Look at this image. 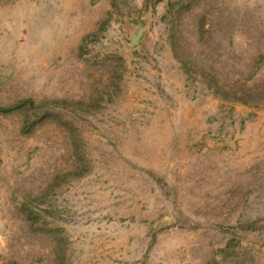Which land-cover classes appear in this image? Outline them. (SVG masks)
<instances>
[{
  "label": "rangeland",
  "instance_id": "1",
  "mask_svg": "<svg viewBox=\"0 0 264 264\" xmlns=\"http://www.w3.org/2000/svg\"><path fill=\"white\" fill-rule=\"evenodd\" d=\"M0 264H264V0H0Z\"/></svg>",
  "mask_w": 264,
  "mask_h": 264
},
{
  "label": "trees",
  "instance_id": "2",
  "mask_svg": "<svg viewBox=\"0 0 264 264\" xmlns=\"http://www.w3.org/2000/svg\"><path fill=\"white\" fill-rule=\"evenodd\" d=\"M29 102H30V100H28ZM2 111H8V109L6 110V109H4V110H2Z\"/></svg>",
  "mask_w": 264,
  "mask_h": 264
}]
</instances>
